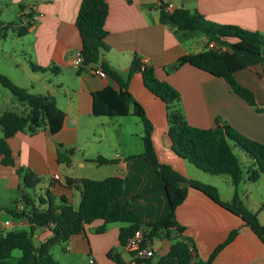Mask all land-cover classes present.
<instances>
[{"label": "crops", "instance_id": "obj_1", "mask_svg": "<svg viewBox=\"0 0 264 264\" xmlns=\"http://www.w3.org/2000/svg\"><path fill=\"white\" fill-rule=\"evenodd\" d=\"M82 1L14 0L19 6L16 22L32 6L36 7L38 19L25 36L8 31L0 38V73L31 93L53 96L58 107L66 113V120L56 135L42 128L35 135L20 132L11 138L8 144L15 166H4L0 156V180L7 179L8 187L20 190L23 184L18 170H30L44 184L43 189L36 193L37 197L44 196L49 190L57 199L65 197L78 209L81 194L76 189V180H104L118 176L124 180L119 202L129 203L147 229L148 225L157 223L170 213L168 196L161 177L142 157L144 128L141 120L132 113L124 117L93 115V94L107 87L119 90V85L109 77L98 76L95 73L98 67L81 69L73 65L75 54L83 48L76 26ZM104 1L108 6L105 25L108 52L103 62L126 79L133 60L137 58L147 67L154 68L161 80L181 94L182 110L189 125L210 129L215 127V120L221 118L241 134L264 144V114L257 113L235 95L224 80L191 65L174 69L182 56L210 48L206 39H186L160 20V8L165 5L170 12L182 8L197 11L210 22L235 25L264 36V0ZM9 38L13 45L5 49ZM34 66L43 71L33 69ZM171 70L176 71L169 73ZM237 80L254 92L257 104H264L263 66L237 74ZM129 90L153 124L152 139L160 162L170 165L187 180L216 187L222 201H232L236 189L229 177L233 194L220 186L218 178L222 177L214 178L197 169L173 151L168 135L167 106L146 87L140 72L133 74ZM22 106L20 111H13L26 112V106ZM98 158L111 162L100 164ZM245 162L250 165L247 156ZM54 175H59L61 180L54 182ZM45 177H48L46 181ZM24 210L22 199L15 200L11 208L0 204V232L29 231V221L25 217L16 218L11 213ZM175 216L185 231L179 235L173 229L156 238L154 261L166 256L179 238L190 240L194 249L192 264L207 261L233 230H240L235 240L217 255L214 264H264L261 240L240 217L202 192L189 188L187 199L177 208ZM259 220L264 225L261 214ZM7 222L9 226L5 225ZM103 224L98 220L86 225L81 234L71 237L67 249L84 255V258L90 257L94 264H117L108 257L110 252L125 264H134L135 260L119 241L121 229L128 225L109 224L104 233H98ZM50 237L49 228H38L33 235L34 243L36 240L39 242L35 243L36 246ZM118 247H122L128 256L116 252Z\"/></svg>", "mask_w": 264, "mask_h": 264}, {"label": "trees", "instance_id": "obj_2", "mask_svg": "<svg viewBox=\"0 0 264 264\" xmlns=\"http://www.w3.org/2000/svg\"><path fill=\"white\" fill-rule=\"evenodd\" d=\"M108 6L104 0H83L76 19L83 40L81 53L84 58L81 69L100 67L109 78L119 85V90L107 87L93 94V115L95 117H124L130 113L137 116L144 128L142 157L161 177L166 190L170 213L160 221L147 226L149 237L160 238L175 229L181 235L185 228L176 220V210L187 199L189 188H182L180 182H190L196 189L227 211L240 217L251 232L264 244V225L259 214L249 210L241 201L237 188L244 179L242 164L235 153L241 150L250 160L247 178L250 183H257L264 177V144L238 132L221 118L215 120V127L199 129L192 127L186 120L181 105V94L169 83L161 80L155 69L147 67L137 58L133 60L130 73L124 79L117 71L111 69L102 59L108 46L105 42L108 32L106 20ZM160 20L176 33H182L186 39L205 38L208 44H214L199 53L182 56L175 63L176 70L184 65H191L210 75L224 80L230 90L243 99L257 113L264 114V104H257L255 94L241 85L237 74L255 66L264 67V36L235 25H221L208 21L197 11L177 9L172 12L162 5ZM31 24L23 25L21 20L0 25V38L8 31H14L23 37L28 33ZM39 71L42 68L33 67ZM173 70V71H176ZM172 70L169 71L173 72ZM143 75L146 87L167 106L168 135L173 151L197 169L215 177L227 176L235 187V195L230 202L221 200L216 187L198 181L187 180L173 167L160 162L152 139L154 127L143 106L133 97L129 90L134 73ZM0 84L8 89L26 106V112L13 110L1 112L0 108V156L4 166L13 167L15 161L8 141L20 132L35 135L42 128L51 134H58L64 127L66 113L50 95H38L17 86L11 79L0 73ZM133 107V109H131ZM132 158H135L132 157ZM100 164L110 160L98 158ZM18 174L23 181L24 190L21 199L25 210L21 213L11 212L16 218L25 217L30 230H11L0 232V264H12L15 251L21 256L14 264H59L51 254V249L59 244L66 245L71 237L81 234L86 225L95 221H103L98 233H104L106 227L113 223L127 224L119 234V241L125 247L127 240L135 231L143 227V223L129 203L119 202L124 191V180L118 176L104 180L79 179L76 189L81 194V203L75 209L65 197L57 199L47 190L44 196L29 194L42 183V179L30 170L19 169ZM38 203V205H37ZM264 210V203L261 207ZM38 228H49L51 237L40 246L34 243L33 235ZM240 230H233L207 261L198 264H214L217 255L239 235ZM194 249L190 240L176 239L169 253L157 261L154 258L136 260L134 264H192ZM108 257L117 264H125L113 252Z\"/></svg>", "mask_w": 264, "mask_h": 264}, {"label": "rangeland", "instance_id": "obj_3", "mask_svg": "<svg viewBox=\"0 0 264 264\" xmlns=\"http://www.w3.org/2000/svg\"><path fill=\"white\" fill-rule=\"evenodd\" d=\"M19 13V6L14 2V0H0V23H12L16 22ZM13 42L11 38H9L8 42L5 44V49L11 48ZM2 45H0L1 48ZM23 104L18 100L16 96H14L8 89L4 88L0 84V108L1 111H5V109L17 110L20 111ZM1 115V114H0ZM0 137H2V133L0 131ZM235 153L239 158L242 167H243V174L244 179L238 186V194L243 202V204L251 211L257 212L259 215L261 214L262 221L264 222V211H261V207L264 203V177H262L257 183L252 184L249 182L247 178V168L248 164L245 162V154L239 150L235 149ZM20 176V175H19ZM217 178V177H214ZM22 179V178H21ZM45 181L48 177L44 178ZM218 182L222 189L228 190L230 193H234V188L231 185L227 176L218 178ZM8 180L1 179L0 180V204L6 205L7 207H14V201L21 199V192L24 190L23 185L21 189H15L8 187ZM21 184L23 181L21 180ZM43 185H39L38 188L36 187L35 190H29V194L34 195L37 192H40V189H43ZM228 186V187H227ZM261 211V212H260ZM39 244L38 240L35 242ZM67 244H59L54 246L51 249L52 256L55 260L59 262V264H90V257L84 258V255L76 252H71L67 249ZM116 252L123 254L124 256H128L126 253L123 252L122 247H118ZM21 256L20 251H15L13 253V258L9 261L10 263L14 264Z\"/></svg>", "mask_w": 264, "mask_h": 264}, {"label": "built area", "instance_id": "obj_4", "mask_svg": "<svg viewBox=\"0 0 264 264\" xmlns=\"http://www.w3.org/2000/svg\"><path fill=\"white\" fill-rule=\"evenodd\" d=\"M36 7L32 6L28 12L24 13L20 20L21 24L33 25L35 21L38 19L37 15L35 14ZM169 11V9H168ZM214 44H210V48H213ZM84 62L83 55L81 51H78L73 59V65L76 68H81ZM95 73L100 76L101 78H107V74L98 67L95 70ZM54 182H58L61 180V177L59 175L53 176ZM6 226H9L10 223L7 222L5 224ZM155 240L149 237V230L145 227L140 228L139 230L135 231L133 235L129 237L127 240V243L125 245V249L129 252V254L132 256V258L136 260H146L153 258L155 256L156 250H155ZM91 264H94V261L90 262Z\"/></svg>", "mask_w": 264, "mask_h": 264}, {"label": "water", "instance_id": "obj_5", "mask_svg": "<svg viewBox=\"0 0 264 264\" xmlns=\"http://www.w3.org/2000/svg\"><path fill=\"white\" fill-rule=\"evenodd\" d=\"M177 67V65H175L174 66V69ZM180 186L182 187V188H191V184H190V182H187V181H182V182H180Z\"/></svg>", "mask_w": 264, "mask_h": 264}]
</instances>
